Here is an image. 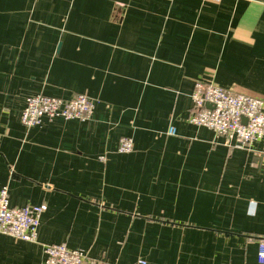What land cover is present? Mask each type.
Segmentation results:
<instances>
[{"label": "crops", "instance_id": "0c3cea01", "mask_svg": "<svg viewBox=\"0 0 264 264\" xmlns=\"http://www.w3.org/2000/svg\"><path fill=\"white\" fill-rule=\"evenodd\" d=\"M197 82L264 97V0H0V190L48 206L36 243L0 236V264H46L48 245L106 264H259L264 141L191 124ZM36 95L95 108L28 130Z\"/></svg>", "mask_w": 264, "mask_h": 264}, {"label": "built area", "instance_id": "2783aa9c", "mask_svg": "<svg viewBox=\"0 0 264 264\" xmlns=\"http://www.w3.org/2000/svg\"><path fill=\"white\" fill-rule=\"evenodd\" d=\"M193 102L196 112L190 118L191 124L207 127L243 148L264 141V97L235 93L211 83L197 82ZM94 108V101L85 95H77L69 100L36 95L27 99L22 123L30 130L40 126L45 119L86 121L91 118ZM169 134L176 135L175 129L171 128ZM133 151V141L121 139L119 153L129 154ZM9 198L8 188L3 187L0 190V236L36 243L47 204L12 208ZM45 254L46 264H106L92 260L82 251L72 250L66 245L45 246ZM258 261L264 264V241L259 243Z\"/></svg>", "mask_w": 264, "mask_h": 264}, {"label": "water", "instance_id": "95a60500", "mask_svg": "<svg viewBox=\"0 0 264 264\" xmlns=\"http://www.w3.org/2000/svg\"><path fill=\"white\" fill-rule=\"evenodd\" d=\"M210 108V106H208Z\"/></svg>", "mask_w": 264, "mask_h": 264}]
</instances>
